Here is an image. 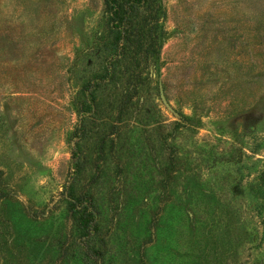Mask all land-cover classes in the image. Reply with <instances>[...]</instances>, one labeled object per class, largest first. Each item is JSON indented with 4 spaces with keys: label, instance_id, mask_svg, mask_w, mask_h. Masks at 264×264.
<instances>
[{
    "label": "rangeland",
    "instance_id": "obj_1",
    "mask_svg": "<svg viewBox=\"0 0 264 264\" xmlns=\"http://www.w3.org/2000/svg\"><path fill=\"white\" fill-rule=\"evenodd\" d=\"M109 27L103 0H0V264H264V0L139 7L90 116Z\"/></svg>",
    "mask_w": 264,
    "mask_h": 264
},
{
    "label": "trees",
    "instance_id": "obj_2",
    "mask_svg": "<svg viewBox=\"0 0 264 264\" xmlns=\"http://www.w3.org/2000/svg\"><path fill=\"white\" fill-rule=\"evenodd\" d=\"M156 0H103L107 9L108 20L110 21V27L108 32L111 33V39L108 42L110 46L109 52L105 55L102 60L101 69L96 72L89 80L84 82L82 85V94L85 100V110L81 108L82 113L87 115H96V104L94 102V90L100 86H105L110 83L121 64H126L129 52L132 51V47H129V23L135 17L136 11L139 7H143L144 10L152 8ZM135 39L137 36H133ZM121 40V42H120ZM138 41V40H137ZM143 43H138L136 47L141 46ZM129 48V51H128ZM140 54L138 48L134 49V55ZM124 67V66H123ZM127 72L124 84L129 81V67H125ZM123 95V94H122ZM121 95V97H122ZM81 123L79 124V127ZM77 127V128H79ZM79 137L80 133L77 134ZM78 137V138H79ZM72 166H76L74 161ZM84 197H74L68 195V203L72 209L78 211L84 204L85 212H81L79 217V225L82 228V234L84 237H90L95 227V208L92 201H90L89 194ZM88 197V198H86ZM87 199V200H85Z\"/></svg>",
    "mask_w": 264,
    "mask_h": 264
},
{
    "label": "water",
    "instance_id": "obj_3",
    "mask_svg": "<svg viewBox=\"0 0 264 264\" xmlns=\"http://www.w3.org/2000/svg\"><path fill=\"white\" fill-rule=\"evenodd\" d=\"M157 90H158V97L159 100L161 101V103L168 109V110H172L171 107L169 106V104L167 103L164 94H163V90H162V84L160 82V80L157 81Z\"/></svg>",
    "mask_w": 264,
    "mask_h": 264
}]
</instances>
